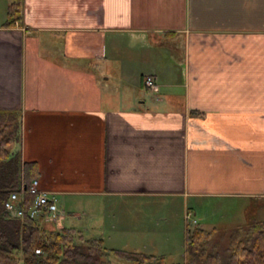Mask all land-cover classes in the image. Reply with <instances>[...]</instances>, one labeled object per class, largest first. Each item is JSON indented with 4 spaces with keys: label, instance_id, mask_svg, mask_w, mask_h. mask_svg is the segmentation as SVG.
I'll use <instances>...</instances> for the list:
<instances>
[{
    "label": "crops",
    "instance_id": "obj_1",
    "mask_svg": "<svg viewBox=\"0 0 264 264\" xmlns=\"http://www.w3.org/2000/svg\"><path fill=\"white\" fill-rule=\"evenodd\" d=\"M7 5L0 122L16 120L15 152L55 201H178L184 234L187 211L201 226L196 210L263 202L264 0H23L4 26ZM134 212L94 237L144 239L154 230Z\"/></svg>",
    "mask_w": 264,
    "mask_h": 264
},
{
    "label": "trees",
    "instance_id": "obj_2",
    "mask_svg": "<svg viewBox=\"0 0 264 264\" xmlns=\"http://www.w3.org/2000/svg\"><path fill=\"white\" fill-rule=\"evenodd\" d=\"M22 7L23 0H8L3 25L19 23ZM8 142L0 139V264H166L163 255L106 248L101 238H86L74 227L39 223L27 213L23 218L11 217L5 209L10 193L20 195L26 211L33 199L28 185L39 171L36 162L22 161L19 152L10 151ZM221 240L226 244L219 249ZM184 254L187 261L182 264H264V218L236 226L227 237L216 227H188Z\"/></svg>",
    "mask_w": 264,
    "mask_h": 264
},
{
    "label": "rangeland",
    "instance_id": "obj_3",
    "mask_svg": "<svg viewBox=\"0 0 264 264\" xmlns=\"http://www.w3.org/2000/svg\"><path fill=\"white\" fill-rule=\"evenodd\" d=\"M160 50L166 51L167 48L159 45ZM168 46V45H167ZM164 48V49H163ZM176 52V51H175ZM174 52L173 55L176 53ZM158 56L164 57L163 53L158 52ZM167 56V51L166 54ZM158 63L162 65V59H159ZM164 60V59H163ZM163 68V67H161ZM100 70V69H99ZM102 81L106 84L117 83L114 75L111 73L106 74V69L100 70ZM178 75L177 72L169 73ZM106 77H109L108 80ZM101 78L98 80L101 81ZM102 83V82H101ZM105 92H103L104 94ZM16 120L8 119L4 122H0V139H9L7 148L10 151H18L20 141L17 139L16 135ZM56 201L58 205V211L56 218L58 220L55 223L60 227H74L81 230L84 237H94L98 235L100 231L106 236L111 235L113 230H109L106 226L109 223V218L119 217V216H134L137 215L136 209L139 205L145 208L146 221L143 224L150 225L154 230L152 233H145L144 239L137 240L133 234L131 237L116 242V238L112 241L115 242H104L103 245L113 248L124 249L128 251H138L153 255H163L166 258V264L172 263H184L187 261V256L184 254V249L182 245L184 243L185 234L183 229L184 220L182 219V207L183 204L178 201H173L170 203L168 199L161 201V199L150 200L147 203L139 204L140 201L135 202L134 200L127 201L125 204H120L117 202L115 205H110L105 203L104 197H85L79 196L78 194H56ZM178 202V203H177ZM210 205V204H209ZM127 208H136L129 209ZM243 208V212L240 211ZM207 211L196 210V217L199 220L201 227L205 229H212L217 226L219 230L227 237L230 231L233 229L235 223H246L253 219L264 218V199L263 202L258 201H247L243 199L242 201H227L224 200V204L221 207L207 206ZM60 215V216H59ZM99 221L101 224L105 222L102 230L95 228L94 222L92 220ZM208 221V222H205ZM93 222V224H92ZM205 222V223H204ZM212 222L213 224H210ZM115 223V221H114ZM203 223V224H202ZM218 223V224H217ZM116 224V223H115ZM130 224H137L131 221ZM186 228L193 227L195 224L191 221L187 223ZM217 224V225H216ZM100 225V224H99ZM102 227V226H101ZM216 237H214V240ZM213 240V241H214ZM218 241V239H216ZM210 244V243H209ZM216 244V243H214ZM218 244V248L222 249L224 244L222 240Z\"/></svg>",
    "mask_w": 264,
    "mask_h": 264
},
{
    "label": "built area",
    "instance_id": "obj_4",
    "mask_svg": "<svg viewBox=\"0 0 264 264\" xmlns=\"http://www.w3.org/2000/svg\"><path fill=\"white\" fill-rule=\"evenodd\" d=\"M146 86L152 85V78L148 76L145 80ZM28 192L33 195V199L26 211L23 210L21 205L22 199L17 192L10 193L8 199L5 202V209L8 211L11 217L23 218L26 213L29 218L39 221V223L56 221L57 204L47 191H45L38 179H34L28 185ZM185 220L196 223V220L192 218V214L187 211L185 213ZM36 253H40V249L35 250Z\"/></svg>",
    "mask_w": 264,
    "mask_h": 264
}]
</instances>
